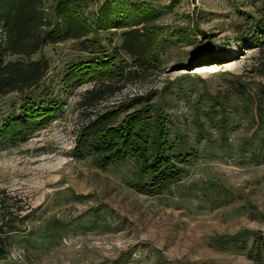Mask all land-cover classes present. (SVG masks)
<instances>
[{
    "label": "rangeland",
    "instance_id": "1",
    "mask_svg": "<svg viewBox=\"0 0 264 264\" xmlns=\"http://www.w3.org/2000/svg\"><path fill=\"white\" fill-rule=\"evenodd\" d=\"M56 1L43 2L50 16ZM104 1L88 0L90 22ZM131 1L158 11L147 66L123 51L122 29L101 28L103 53L48 42L29 57L48 62L40 83L0 96V130L25 98L52 108L30 133L0 143V264H264V46L252 31L264 0ZM206 43L223 58L185 65ZM103 55L123 74L114 66L71 79L72 64ZM143 108L156 119L139 123L167 132L165 152L180 159L176 181L158 194L137 187L140 158L102 167L88 149L98 125ZM102 132L111 148L125 144Z\"/></svg>",
    "mask_w": 264,
    "mask_h": 264
},
{
    "label": "trees",
    "instance_id": "2",
    "mask_svg": "<svg viewBox=\"0 0 264 264\" xmlns=\"http://www.w3.org/2000/svg\"><path fill=\"white\" fill-rule=\"evenodd\" d=\"M43 2L44 0H0V96L12 92H24L40 83L47 71L48 62L44 57L39 59H29V57L48 42L80 40V49L98 55L103 53L98 40L99 30L115 27L122 29L120 46L132 57L135 65L147 66L151 57L158 53L159 29L153 25L158 17V11L146 3H135L131 0H105L97 10L98 17L90 22L84 14L88 0H57L51 9L52 16L44 11ZM259 14V18L252 25V31L254 34L256 32L260 34L259 39L254 38V42L264 46V4ZM91 32L94 33L89 36ZM195 50L185 65L223 58L222 50L211 51L208 43L203 44L202 47L197 45ZM9 54H22L28 59L8 60ZM114 61L115 59L110 55H103L101 59L95 57L90 61L72 64L69 75L74 81L86 80L88 77L96 78L99 72L105 70L106 72L102 73H109L111 70L108 72V69H113L114 66L121 69L120 75H122L124 66L120 65L123 63L116 64ZM118 72L119 70L114 75ZM99 89L89 92L92 94ZM137 102L140 103L141 100ZM39 105L31 98H25L21 113L9 118L6 126L3 125L0 130V143L16 140L43 123L45 119L42 117L52 111V108L47 110L42 104ZM144 111L146 108L136 110L132 117L124 119L115 127L108 124L101 127L98 125V131L94 129L90 137L88 149L91 154H97L100 157L101 164L104 165L102 167L121 163L130 156L140 158L142 161H139L142 168L140 170L143 176L138 182L139 185L136 186L147 193L158 194L176 181L179 167L173 157L177 156V161L180 159L179 154L174 153L175 148L165 152L167 132L158 133L156 123L151 120L147 126L139 123L140 119L145 117L152 118L151 113L143 116ZM107 128L113 133H119L125 144L115 145L113 148L110 144L106 145V141L102 138V131ZM19 130L23 131L19 133ZM86 138L88 135H85L84 139ZM156 138L159 140L156 141ZM152 149L154 150L149 151ZM145 176L149 179L146 180ZM4 255L5 242L0 239V257Z\"/></svg>",
    "mask_w": 264,
    "mask_h": 264
}]
</instances>
